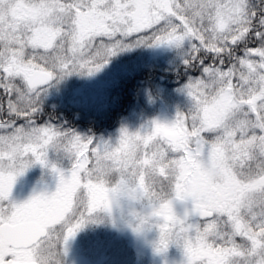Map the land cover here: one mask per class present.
I'll list each match as a JSON object with an SVG mask.
<instances>
[{"label": "snow or ice", "instance_id": "1", "mask_svg": "<svg viewBox=\"0 0 264 264\" xmlns=\"http://www.w3.org/2000/svg\"><path fill=\"white\" fill-rule=\"evenodd\" d=\"M185 40V68L200 75L183 86L192 103L173 122L154 121L146 133L121 128L115 142L81 135L66 123L37 122L53 80L94 74L132 44L180 46ZM0 92L8 116L0 122V142L11 148L0 151V264H38L43 242L48 264H56L61 243L94 220L97 209L112 211L108 189L93 174L106 175L110 164L123 184L140 148L145 164L174 156L176 198H190L196 220L174 215V200L158 207L149 201L151 211L137 230L162 219L159 245L182 243L187 264H230L234 257L264 264V211L254 214L260 205L250 199L264 193V171L238 177L225 169L220 186L201 168V161L211 167L224 160V145L249 157L264 144V0H0ZM26 131L37 142H24ZM156 142L157 151H150ZM50 149L71 160L67 175L52 165L59 174L56 190L10 201L16 177L32 162L47 163ZM198 169L207 174L194 181ZM159 172L165 181L166 169ZM81 188L89 194L83 206L76 195ZM224 188L230 196L220 194ZM131 191L139 202L148 200L143 176Z\"/></svg>", "mask_w": 264, "mask_h": 264}, {"label": "trees", "instance_id": "2", "mask_svg": "<svg viewBox=\"0 0 264 264\" xmlns=\"http://www.w3.org/2000/svg\"><path fill=\"white\" fill-rule=\"evenodd\" d=\"M121 50L123 51V48ZM131 50L129 55H124L123 51L122 55L119 56L123 57V63L126 62L129 65L135 63L134 69L128 68L127 65L122 66L123 63H121L115 70H105L103 72L105 74L101 73L104 79L101 82L103 85H100L99 91L103 92L104 97H102V100L99 98L100 100L96 105L93 103L92 107L77 105L75 101L68 99L71 94L73 98L74 94L77 96V93L81 92H71L70 89L72 88L70 87H80L77 86L79 83L73 82L71 84L70 80L73 79V76L69 78V75V79L65 76L61 83L57 84L67 88L62 91L65 92V95L62 96L61 90L55 92L54 88L48 89L46 94H43L42 112L37 122L40 124L42 122L59 121L63 123L61 125L66 123L67 126L73 129L78 128L92 134L105 131L112 128L120 121V116L128 112V106L136 101L140 89L144 90L146 88L154 96H157L158 85L173 89L187 82V78L192 74L191 72L194 73L193 75L200 74L196 69L186 70L183 61H179L175 53H170L167 63L171 65L169 64L170 66L163 69L158 64L159 59L153 52V46L134 44ZM111 58L112 56L109 59ZM79 89L81 90V87ZM0 104L3 105V108L0 109V122H2L8 119L6 112H4V109L7 108L6 97L3 96L2 92H0ZM18 123H23V121H18ZM49 166L53 168L51 164ZM32 168L31 164L28 171L30 172ZM51 168H48V170L50 171ZM56 168H61L65 175L68 174L66 169L68 167ZM53 177L55 178L48 182L49 185L45 189L46 191H50L52 185L56 184L57 187L59 182L58 172ZM53 190L55 191L56 188ZM8 199L19 203V198L12 196ZM133 203V211L130 208L127 209V212L122 214V218L114 219V215L105 213L102 219L89 220L75 232L82 231L87 234L94 232L98 237V241H101L97 258L91 259L90 264H125V261L133 262V264H187L184 251L182 253H184L185 260L182 263L181 261L176 262L175 254L177 255L180 249L183 248L182 243L170 242L167 248H162L159 245L160 231L156 220L152 219L148 225L140 230L136 229L137 219L135 213L145 205L138 202ZM189 220L195 221L196 218L189 217ZM137 242L143 245L136 244ZM171 255H173V258ZM121 257L124 258L119 262L118 260Z\"/></svg>", "mask_w": 264, "mask_h": 264}, {"label": "rangeland", "instance_id": "3", "mask_svg": "<svg viewBox=\"0 0 264 264\" xmlns=\"http://www.w3.org/2000/svg\"><path fill=\"white\" fill-rule=\"evenodd\" d=\"M134 44L130 47L123 48L124 55H129L132 51ZM253 46V45H252ZM189 48V41L185 40L182 45L176 46V45H155L153 46V52L155 53V56L158 57L159 61L158 64L161 68H166L170 66V63H167V60L170 58V53H175L176 58L179 61H183L184 54L188 51ZM120 51V50H119ZM117 51L114 55H112V58L108 60V62L104 65V67L101 69L102 72H97L94 74H86V73H72L67 75L66 77L69 78L73 76L72 82L70 80V83H79L77 86L81 87H70L71 92H81L77 93L76 96L74 94V97L72 98L69 96L68 99H71L77 103V105L82 106H88L92 107L93 104H97V102L100 100L99 98L104 97L102 94V91H99L100 85H103L101 82L104 78H102V74L105 70L113 71L115 68L121 65L123 63V57L119 56L122 55L123 51L120 52ZM182 55V56H181ZM134 64L131 63L130 65L124 62L122 66L127 65L128 68L134 69ZM170 64V65H169ZM107 69H104V68ZM131 69V70H132ZM167 70V69H166ZM102 73V74H101ZM191 76L189 77H198V75H193L194 73L191 72ZM188 77V78H189ZM68 78V79H69ZM187 78V80H188ZM64 79L61 78L59 80H53L51 82V86L47 88L51 89L54 88L55 92L61 90L62 96L65 95L64 91L67 89L65 86H59L57 84L61 83V80ZM68 81V80H67ZM67 81H65L67 83ZM182 83L178 87H175L173 89H168L166 86L158 85V95L154 96L148 89L144 88L140 89L141 91L136 96L137 99L134 103H131L128 106V112L124 115L120 116L121 118L119 122H117L112 128L101 131V133L97 132L93 135L98 138L102 139H111L113 142H115L118 139L119 132L121 128H126L129 132H141L146 133L150 131L151 126L154 121H158L161 123H171L176 118V115L178 112H185L190 107L192 101L190 97L187 95L185 91L182 90L183 86L186 84ZM57 85V86H56ZM56 86V87H55ZM73 86V85H72ZM99 86V87H98ZM143 90V91H142ZM118 97V96H117ZM50 123L56 125V126H62L61 122H52ZM45 122H42L40 124H44ZM79 134L81 135H87L85 131L81 129H75ZM92 134V133H91ZM32 164V169L30 172L28 171L29 166ZM40 164V165H39ZM55 165L56 167H68L67 172L69 173V170L71 168V160L69 159L68 155H66L63 152H56L53 150H49L48 156H47V163L41 164L38 161L32 162L29 164V166L21 173L19 174L14 182L12 191L9 195V197H16L18 199L19 203H23L26 200L30 199L32 196L41 194V193H47L51 194L54 192L53 189L56 188V184L52 185V189L50 191H46L45 189L49 185L48 182L52 181V178H55L53 176L56 175V171L51 168L49 165ZM36 166V168H34ZM48 168H51L50 171ZM61 169V168H59ZM54 171V172H53ZM46 173V174H45ZM175 201H173V207L178 215V211L175 207ZM190 204L192 205V202L188 200ZM17 203V202H16ZM17 203V204H19ZM134 203H122L119 208L113 209L111 212V215H114V219L121 217L122 214L127 212V209H131L133 211L134 209ZM141 210L145 215H147L150 212V208L145 205L141 207ZM153 220H156L153 218ZM192 221V220H191ZM136 244L143 245L142 243L137 242ZM101 241H98V237L94 234V232L91 233H84L82 231H78L75 233L72 237H70L66 244L61 243V252H60V259L62 264H90L91 259L97 258L98 252L100 250ZM184 251L183 248L180 249V252L176 255V262H183L184 259ZM165 256V255H164ZM173 258V255H171ZM124 257H121L118 261L121 262ZM167 258V257H166ZM130 261H125V264H133L129 263ZM119 264V263H118Z\"/></svg>", "mask_w": 264, "mask_h": 264}, {"label": "clouds", "instance_id": "4", "mask_svg": "<svg viewBox=\"0 0 264 264\" xmlns=\"http://www.w3.org/2000/svg\"><path fill=\"white\" fill-rule=\"evenodd\" d=\"M209 15H214V13H209ZM207 18V17H206ZM237 22V18L233 17L231 23L235 24ZM214 23H209V28H213ZM216 35L215 32L212 33ZM61 43H66V41H62ZM214 87H219L216 85ZM211 95V93H210ZM12 133H6V136L11 137ZM215 139H218L216 137ZM24 142H37L36 137L29 133H25V141ZM15 144V141H12ZM159 142H156L152 145L150 151H157V145ZM9 143L7 141L0 142V151H10ZM224 155L225 159L216 163L211 164L209 167L208 161H201V168L207 169L212 173L213 178L216 184L220 186H224L226 184L225 177V169L231 171V173L235 174L238 177H245L257 169L264 171V144L258 145L255 149V152L249 156L245 157L240 152L233 149L231 145H224ZM179 154H176L178 156ZM163 167L167 172V179L162 181L161 174L159 169ZM106 175L97 177L93 174L94 179H98L100 182L104 184V186L108 189L107 198L111 203L112 211L115 208H119L122 203H131V202H139L138 199L134 197L132 193V189L137 187L139 178L143 176L146 187L149 189V197L143 205H146L149 201L158 207L161 203L167 200H179L176 198V177L180 173V169L176 162H174V156L169 154L167 159H149L148 163L145 164L143 159V148H140L139 152L136 154L135 162L133 167L128 171V174L125 177V182L122 184L120 180V173H116L111 171V165L106 168ZM206 172H201L200 169L197 170V173L193 175L192 179L199 180L202 175H206ZM165 183L166 188L161 191V184ZM224 197H228L231 193L224 188V190L220 193ZM77 195V203L80 205H86L88 199V192L81 188ZM250 199L260 205V208L254 214H259L260 211H264V193L257 194L255 196L250 197ZM190 200V198H189ZM183 201V200H181ZM111 211V212H112ZM151 211V209H150ZM109 213L105 208L101 207L97 209L94 214L93 219H102L103 214ZM174 215L178 216L173 208ZM137 223L139 222L140 217L145 216L142 210H137L136 213ZM156 223H163L162 219H157ZM149 224V223H148ZM146 224V225H148ZM145 225V226H146ZM171 232V230H170ZM50 256V251L46 242H43L39 245L37 250V259L38 264H48V259ZM56 264H62L60 256L56 257ZM230 264H244V261L240 257H234L230 261Z\"/></svg>", "mask_w": 264, "mask_h": 264}, {"label": "water", "instance_id": "5", "mask_svg": "<svg viewBox=\"0 0 264 264\" xmlns=\"http://www.w3.org/2000/svg\"><path fill=\"white\" fill-rule=\"evenodd\" d=\"M175 206L178 210V214L180 217L183 218L186 213L189 214V217H196L194 214H192L191 212L192 206L188 201L176 200Z\"/></svg>", "mask_w": 264, "mask_h": 264}, {"label": "flooded vegetation", "instance_id": "6", "mask_svg": "<svg viewBox=\"0 0 264 264\" xmlns=\"http://www.w3.org/2000/svg\"><path fill=\"white\" fill-rule=\"evenodd\" d=\"M251 45H253V44H251ZM254 46V45H253ZM131 98H133V97H131ZM99 133H101V131H99Z\"/></svg>", "mask_w": 264, "mask_h": 264}]
</instances>
